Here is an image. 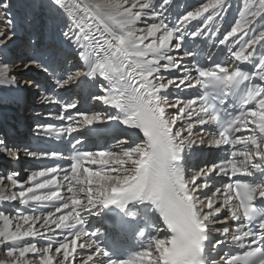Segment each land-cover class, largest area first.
Segmentation results:
<instances>
[{
	"label": "snow or ice",
	"instance_id": "1",
	"mask_svg": "<svg viewBox=\"0 0 264 264\" xmlns=\"http://www.w3.org/2000/svg\"><path fill=\"white\" fill-rule=\"evenodd\" d=\"M52 3L67 19L62 35L83 70L68 68L62 51L31 61L55 85L52 94H40V102L59 105L48 116L65 122L38 124L34 135L56 141L67 135L72 143L67 150L23 153L70 163L30 170L24 181L18 173L0 175V201L24 206L0 209V264H75L77 255L84 256L79 264H117L96 243L97 233L85 228L83 213L146 201L158 210L163 227L156 223L155 231L164 235H154L120 264H264V203H257L264 202V0H241L237 19L223 34L231 0H207L187 12L170 11L173 0ZM9 7L0 0L11 24ZM198 20L202 24L189 30ZM197 37L218 47L212 64L193 43ZM173 72L178 74L165 75ZM76 82L89 102L108 111L77 109L75 98L56 95ZM0 86H17L7 67L0 70ZM188 89L197 92L182 97ZM81 129L83 139L72 136ZM120 135L127 139L117 145L128 146L119 152L88 150L84 143ZM194 146L219 151L214 162L186 176L185 152ZM21 151L0 138V154L9 160L19 161ZM217 177L228 179L205 191ZM65 187L71 195L61 194ZM83 237L89 240L78 245ZM220 245L241 251H221Z\"/></svg>",
	"mask_w": 264,
	"mask_h": 264
},
{
	"label": "bare ground",
	"instance_id": "2",
	"mask_svg": "<svg viewBox=\"0 0 264 264\" xmlns=\"http://www.w3.org/2000/svg\"><path fill=\"white\" fill-rule=\"evenodd\" d=\"M7 1L9 4L11 3L12 5L15 6L14 9L11 11V13L13 14V16L11 18L13 19L14 22H16V21L20 22L19 26L21 29L23 27V24H25V29L26 28H27L26 30H32L33 29L32 32H33V34H35V32H37V30L40 31V28L44 27L41 25V22L46 24V30H47L46 34H48V37L43 36L42 37L43 41H40V42H42V49L43 48H45V49H43L39 53H37L38 52L37 51L36 55L41 54V53H47L46 48L49 49L48 52L53 51L55 47H58L60 49H64L67 51L72 49V46L68 44V42L63 37L62 33H60V29L66 30L67 23H68L67 19H66L64 13L61 12L59 9H57L53 5L52 0H16L13 2H10L9 0H7ZM205 2H207V0H173V5L171 6L170 11L187 12L190 10H194L195 7H198ZM231 3H232V7L228 10V14L225 17L224 24L221 27V34H223L227 30H230L231 26L233 25V23L237 19V13L240 10L241 0H231ZM4 12H5V10L0 9V28H2L1 30H5V31L9 32L10 28H8L5 24H1V22H3L2 16H5ZM25 17L30 18V21L25 22L24 21ZM217 19H219V18H217ZM201 24H202V21H199V20L193 21L192 24H190L188 26V28H189V30H195L194 26H198ZM1 30H0V49H1L0 52H2L3 58H4V53H12L13 50H15V51L18 50L15 54V58H18L19 62H17L15 65L13 63V59L11 60V58L9 56H6L0 64V70H2L4 67H7L9 76L10 77L14 76L16 78V80L21 76L24 77V79L21 80L22 85L20 87L21 88L25 87V89L16 91V86L12 87V88H8V89H5L3 86H0V93H3V95H0V103L2 102L1 105H3V104L8 105L10 103L9 108L11 107L6 112H3L0 116V125L2 126V127L0 126V138L5 139L7 141V143H9L10 145L20 146L22 149V151H21V158H22V157H24L23 149L28 148L27 138L24 135L22 136V134L25 132L23 130H26L27 126L29 128V126L31 125L32 121L30 119H28L29 116L32 115L33 112L39 113V115H40L39 119H37L35 121L40 122L41 119H45V116H47L48 113L50 112L49 106H51V105H47V104L43 103L44 106H46V107L39 109V110H34V111H32V107L30 108L27 106L29 104L34 106L37 103H38L37 105H40V94H41L40 92H42V88H41L42 85H44V88L46 90H48L47 93H49L50 90L55 87V85H54V82L50 79V76L48 74L44 73L41 68L36 66V64L31 63V61L34 59L31 56H33L34 50L38 46V42H39L38 40H40L39 39L40 34L37 38H34L32 36V38H30L29 41L27 40V42H23V45L20 42V43L16 44L15 47H10V46H12L13 43L7 42V38L9 41L11 39L8 36L2 37L3 31H1ZM44 32H45V28L42 29V33H44ZM16 35L19 36L18 34H16ZM43 35H45V34H43ZM26 37H29V36H26ZM217 38H219V37H217ZM199 39H200L199 37L196 38V40H199ZM6 42H7V45H6ZM33 42H35V45L32 44ZM206 43L208 45L207 41H206ZM24 45L26 47L20 49V47H22ZM30 45H33L32 48L28 47ZM213 45H215V44H213ZM220 47H223V46H220ZM181 52H183L182 49H181ZM73 55H76V53L74 52ZM25 57H27L26 58L27 60H24ZM45 58L46 57H43V56L40 57V59H45ZM70 58L77 59L78 57L74 58V57L70 56ZM24 61H25V64L28 65V68H25V67L20 68L19 65H22V62H24ZM72 61H74L73 64L71 65L72 70H76V69L83 70V65L80 63L79 59H77V61L76 60H72ZM185 62H187V61H185ZM35 70L42 71L43 75L46 77L45 83H43L44 80L43 81L40 80V78H43V76L35 78L36 77L35 76V74H36ZM23 71H25V74L21 75L20 73ZM177 74L178 73H176V72L165 73V75H168V76H174ZM47 78H49L50 80H48ZM34 81L39 82L40 85L38 86V85L34 84L33 83ZM50 84H52V85H50ZM70 86L71 85H68V87H66L65 89H60L59 96L71 98L69 92L73 90L74 91L73 98H76V100L78 101V104H79V100H78V96H77V94H78L77 89H82L83 93H84V95L82 94L84 97V99H83L84 101H82V102H85V100L87 98H85L86 93H85L83 86L79 85V82L74 83V85L72 87H70ZM75 87H76V89H75ZM35 93H37L38 97L36 96V98L33 100V96L35 95ZM34 102H37V103L34 104ZM96 103H98V101H95V104ZM14 105H17V110H15L13 108ZM100 109L101 108L98 105V106H95L94 108H92L91 110L92 111H99ZM56 111L59 112V110H56ZM1 128H3V130H1ZM5 128H8V129H5ZM113 148H114L115 152H119L121 149V147L119 148L118 145H114ZM1 155L2 154H0V156ZM3 167H4V163H2V161H0V175H3L2 174L3 173V170H2ZM5 184H8L7 180H5ZM14 190H16V189H14ZM1 203H2V205H1ZM3 205H8V202L7 201H0V209H1V206H3ZM3 210L8 212L6 209H3ZM10 211H12V210H10ZM224 226H226V225H223L222 227H224ZM0 259H3V257L0 256Z\"/></svg>",
	"mask_w": 264,
	"mask_h": 264
},
{
	"label": "rangeland",
	"instance_id": "3",
	"mask_svg": "<svg viewBox=\"0 0 264 264\" xmlns=\"http://www.w3.org/2000/svg\"><path fill=\"white\" fill-rule=\"evenodd\" d=\"M10 2H13V1H16V0H9ZM8 2V1H7ZM10 5V8L7 10L8 11V13H9V16H8V18L7 19H10L11 20V24H7V20H6V17L5 16H2L3 17V22H1V24H5L8 28H10V31L8 32V31H5V30H1L2 28H0V30L1 31H3V32H6L7 34H6V36H8L11 40L9 41L8 40V38H7V42H10V43H13L12 44V47H15V45L16 44H18V43H22V38H23V36L25 37V36H29V37H27L26 38V41H24V42H27V40L29 41L30 40V38H32V36L34 37V38H37L38 36H39V34H40V36H39V39L40 40H38V41H43V39H42V37L43 36H47L48 37V34H46L47 33V30H46V24L45 23H42L41 22V25L42 26H44L43 28H45V32L44 33H42V29H40V31L39 30H37V32H35V34H33V32H32V30H26L25 29V24H23V27H22V29L20 28V22L19 21H16V22H14L13 21V19L11 18L12 16H13V14L11 13V11L14 9V5H12L11 3L9 4ZM25 22H29L30 21V18H28V17H25V20H24ZM44 24V25H43ZM40 28V27H39ZM38 28V29H39ZM65 29H60V33H63V31H64ZM39 31V32H38ZM13 32V33H12ZM32 32V33H31ZM11 33V35H9ZM23 33V34H22ZM15 34H18L19 36H17V38H15V39H13V36H15ZM30 34V35H29ZM43 34H45V35H43ZM23 35V36H22ZM3 36H5V35H3V33H2V37ZM5 36V37H6ZM12 37V38H11ZM7 42H6V45H7ZM33 45H35V42H33L32 43ZM30 48H32V47H30ZM43 49H45V48H43ZM20 50V49H19ZM0 51H1V49H0ZM18 50H13L12 51V53H4V58L6 57V56H9L10 58H11V60L13 59V63L16 65V63L17 62H19L18 60V58H15V54H16V52H17ZM46 51L48 52L49 51V49L48 48H46ZM40 51H38L37 53H39ZM38 56H41L40 54H38ZM31 57H33L34 58V56H31ZM3 56H2V52H0V64H1V62L3 61ZM27 57H25V59L24 60H27L26 59ZM40 59V58H39ZM29 60V59H28ZM31 60V59H30ZM24 65H25V61L24 62H22V65H19L20 66V68H24ZM72 65V64H71ZM17 67V66H16ZM15 67V68H16ZM19 68V67H18ZM28 68V67H27ZM44 72V71H43ZM45 73V72H44ZM21 75H23V74H25V71H23V72H21L20 73ZM47 74V73H46ZM49 75V74H48ZM24 79V77H19L17 80H16V91L17 90H22V89H25V87L24 88H21L20 86L22 85L21 84V80H23ZM19 85V86H18ZM38 93V92H37ZM37 93H35V95L33 96V100L36 98V96H37ZM69 94H70V96H71V98H73V94H74V91L72 90V91H70L69 92ZM38 97V96H37ZM2 103V102H1ZM1 103H0V116H1V114L3 113V112H6L8 109H10L9 108V105H10V103L8 104V105H6V104H3V105H1ZM35 103H37V102H34V104ZM13 104V103H12ZM33 110V109H32ZM33 114V113H32ZM35 121V120H34ZM1 126V125H0ZM2 127V126H1ZM22 127V126H21ZM20 127V128H21ZM30 127V126H29ZM27 128H28V126H27ZM20 130V129H19ZM23 131H26V130H23ZM12 143V142H11ZM3 158H6L5 157V155H1L0 156V161H2V159ZM7 161H10L9 159H7Z\"/></svg>",
	"mask_w": 264,
	"mask_h": 264
}]
</instances>
